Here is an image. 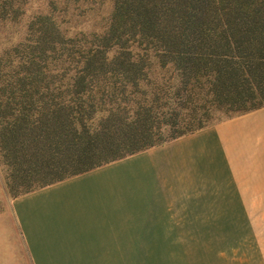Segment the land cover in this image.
<instances>
[{
	"label": "trees",
	"instance_id": "1",
	"mask_svg": "<svg viewBox=\"0 0 264 264\" xmlns=\"http://www.w3.org/2000/svg\"><path fill=\"white\" fill-rule=\"evenodd\" d=\"M43 1L0 44L11 197L264 106V0ZM30 2L0 0V25Z\"/></svg>",
	"mask_w": 264,
	"mask_h": 264
},
{
	"label": "rangeland",
	"instance_id": "2",
	"mask_svg": "<svg viewBox=\"0 0 264 264\" xmlns=\"http://www.w3.org/2000/svg\"><path fill=\"white\" fill-rule=\"evenodd\" d=\"M30 1L22 7L16 22L0 25L4 34L0 36V44L15 41L32 19L31 14L44 3ZM222 120L223 117H218L211 125ZM164 144L98 170L104 172L106 179V201L113 196L121 207L114 247L113 242L105 248L99 242V247L86 248V242L79 241L80 248L73 251L75 256L37 260L42 264H264V208L200 207L209 203L195 199L200 195L192 191L191 185L177 184L176 156L171 149L162 154ZM1 170L0 167V215H3L12 197L5 191ZM10 229L13 232V224L0 220V264L4 261L13 264L16 258L19 263L14 264H22L20 261L31 264L29 252L17 248L21 242L8 237ZM93 243L90 241L89 245Z\"/></svg>",
	"mask_w": 264,
	"mask_h": 264
},
{
	"label": "crops",
	"instance_id": "3",
	"mask_svg": "<svg viewBox=\"0 0 264 264\" xmlns=\"http://www.w3.org/2000/svg\"><path fill=\"white\" fill-rule=\"evenodd\" d=\"M161 148L162 154L174 150L177 184L191 185L200 195L194 198L209 203L200 207L264 208V106ZM100 168L8 199L12 201H7L0 220L14 225L8 237L21 242L17 248L29 252L31 264H42L39 257L75 256L79 241L92 249L99 242L103 248L110 247V242L115 246L121 207L113 196L106 201V179ZM90 241L94 243L89 245Z\"/></svg>",
	"mask_w": 264,
	"mask_h": 264
},
{
	"label": "bare ground",
	"instance_id": "4",
	"mask_svg": "<svg viewBox=\"0 0 264 264\" xmlns=\"http://www.w3.org/2000/svg\"><path fill=\"white\" fill-rule=\"evenodd\" d=\"M145 158H147V157H145ZM143 159H144V158H143ZM143 159H142V160H143ZM87 182H88V181H87ZM79 184H80V183H79ZM76 185H78V184H76Z\"/></svg>",
	"mask_w": 264,
	"mask_h": 264
}]
</instances>
